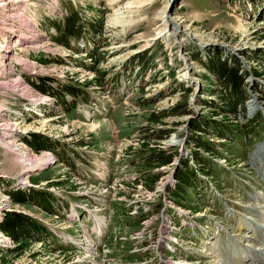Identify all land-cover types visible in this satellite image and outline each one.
I'll list each match as a JSON object with an SVG mask.
<instances>
[{"label":"rangeland","instance_id":"rangeland-1","mask_svg":"<svg viewBox=\"0 0 264 264\" xmlns=\"http://www.w3.org/2000/svg\"><path fill=\"white\" fill-rule=\"evenodd\" d=\"M18 3H0V222L21 212L46 232L19 254L0 232V264H233L232 252L221 255L241 245L261 249L264 263V0ZM67 18L75 23L68 47L55 41ZM216 53L245 74V103L227 119L205 67ZM204 118L240 129L220 139L208 128L209 174L196 169L177 205L174 170L180 158L195 165L189 128ZM159 129L167 138L145 150L143 138ZM32 135L53 149L32 150ZM151 150L176 154L147 170ZM30 158L35 168H22ZM28 189L51 196L53 212L11 204L6 191Z\"/></svg>","mask_w":264,"mask_h":264},{"label":"trees","instance_id":"trees-1","mask_svg":"<svg viewBox=\"0 0 264 264\" xmlns=\"http://www.w3.org/2000/svg\"><path fill=\"white\" fill-rule=\"evenodd\" d=\"M75 24L72 19L67 18L65 20V26L63 30H61L60 26L56 27L58 31L61 33L58 38L55 39V41H58V44H62L66 47L68 36L73 35ZM74 26V28H73ZM236 64L234 65L229 63V60H221L220 55L218 53L215 54L213 57H209V61L205 63L206 69L216 78L218 82V86L220 87L218 92H215L216 97L218 100H220L222 103L226 104V108L222 109L224 112L221 114V118L227 119L228 117H235L236 113L239 111L238 109H241L243 104L245 103L246 96H245V90H244V80H245V74L242 73L241 66L237 63L236 60H234ZM41 64H46L45 60L39 61ZM204 65V64H203ZM240 72V73H239ZM38 89H42L41 87H37ZM181 89V88H180ZM45 91V90H42ZM46 92V91H45ZM214 93V91H213ZM75 94V93H73ZM204 106L207 107L211 103L203 102ZM182 107V106H181ZM184 107V106H183ZM242 110V109H241ZM173 112V111H172ZM240 112V111H239ZM175 113V112H174ZM187 112L183 109H181V112L176 113L177 115H185ZM168 114V113H167ZM218 113L216 111L212 112V116L217 117ZM165 113H162L158 118L156 116L152 115V118L150 120L153 123H159L165 116ZM201 121V122H200ZM227 121V120H226ZM228 122H222L219 120H210L209 118H204L203 120H196L191 122L189 133L190 137L187 139V144H192L193 152L191 151L190 158L194 161V166L190 168V160L189 158L187 160H182L180 158V163L178 167L175 168L173 178L177 181V189L176 192L173 193L172 201L178 205L177 197L179 195L182 196V192H184L185 187H192V183L194 179H196L195 170L198 169L202 174H209L206 170L205 165H208V160L205 158H202L201 151L205 152L207 154L213 153V148L209 143H206L202 141V139H206L208 137V128L211 130L215 136H217L220 139H223L224 137L227 138V133L231 132L233 130L239 131L240 126H230ZM235 129H234V128ZM169 134V131L165 130H156L155 134L152 136H145L142 141V147L146 150L150 144V139H154L157 141L164 140L167 138ZM240 134V132H239ZM241 135V134H240ZM31 140L27 141L25 140L26 144L34 151L39 152L41 150L49 149L50 151L53 149L54 146H49V141L45 142L44 138L42 136L32 135L30 137ZM45 140V141H44ZM191 150V149H189ZM146 152V151H144ZM152 154L147 156L144 159V162L142 165L146 167V169H159L161 167L167 166L171 164L173 158L175 157L176 153L168 154L164 151L160 150H154L152 151ZM195 171V172H194ZM158 177H152L149 179V183L154 186L156 182L158 181ZM31 183L33 185L38 184V179H31ZM147 185V184H145ZM34 187V186H32ZM172 193V192H171ZM7 196L10 199L11 204L18 205V206H24V205H35L38 206L40 209L45 210L47 213L50 214V212H53V209L51 208L52 205V198L51 196H45L46 193L36 191L34 189H28L27 191H6ZM0 232L7 237H9L15 244L16 247H14L11 252L14 253H20L22 252L27 245L24 243L26 240H43L44 235L42 233H45L46 230L43 228L38 222L35 220H32L29 216L26 214H23L21 212H6L3 216V219L0 222ZM35 236L39 237L35 239ZM45 242L43 241V244Z\"/></svg>","mask_w":264,"mask_h":264},{"label":"bare ground","instance_id":"bare-ground-1","mask_svg":"<svg viewBox=\"0 0 264 264\" xmlns=\"http://www.w3.org/2000/svg\"><path fill=\"white\" fill-rule=\"evenodd\" d=\"M21 1V0H20ZM19 0H0V3H2V5H8L9 7H15L14 5H12L11 3H13V4H15V5H18L19 3L18 2H20ZM24 2V1H23ZM3 7V6H2ZM5 7V6H4ZM167 6L163 9V11L161 12V16H160V18H162V19H165L166 20V18H168V15H167ZM7 9V8H6ZM24 10H26V9H28V5L26 4L25 6H24V8H23ZM20 10V9H19ZM21 11V10H20ZM24 12V11H23ZM161 19V20H162ZM165 24L167 25V23H166V21H165ZM164 26V29L162 30V31H165V30H167V33L168 32H171V29L173 30V27L172 28H169V27H167V26ZM175 27V26H174ZM169 28V29H168ZM178 28V27H177ZM10 31V30H9ZM174 31H175V33L177 32V29H174ZM173 32V31H172ZM170 33L169 34V36L170 35H173V33ZM167 35V34H166ZM176 37V36H175ZM20 39H23V37H19ZM14 43V42H13ZM18 44H20V43H18ZM16 45V44H15ZM22 45V44H21ZM14 47V46H13ZM16 47V46H15ZM11 49V48H10ZM2 69V68H1ZM242 120V119H241ZM173 135V134H172ZM16 146V145H15ZM17 147V146H16ZM262 154L264 153V147L262 148ZM20 153V152H19ZM51 155V154H50ZM14 156H16V158L19 160V159H21V157H20V154L19 155H17L16 153L14 154ZM192 157V156H191ZM33 158V157H32ZM32 158H30V159H28L27 161H25V162H23V161H19L20 162V164H23V165H20L22 168H25V169H27V170H31L32 168H35V165H34V161H33V159ZM258 158H260V157H258ZM16 159V160H17ZM44 160V159H43ZM260 160V159H259ZM191 162V161H190ZM261 163H263V162H261ZM36 164V163H35ZM194 165V164H193ZM199 174V173H198ZM205 179V178H204ZM168 181V180H167ZM27 186H30V184L29 183H27L26 184ZM162 185V184H161ZM168 186V185H167ZM171 188V187H170ZM169 197V196H168ZM7 199V198H6ZM259 203V202H258ZM170 205V204H169ZM172 206V205H171ZM263 208V207H262ZM184 213V212H183ZM259 214V213H258ZM245 215V214H244ZM255 215V214H254ZM262 215V214H261ZM242 216V215H241ZM260 216V215H259ZM263 216V215H262ZM264 218V217H263ZM263 220V219H262ZM259 221V220H258ZM264 221V220H263ZM242 222V224H243V226H244V229H246V230H253L254 229V227H256V225L252 222V220L251 219H249V218H247V217H244V219L241 221ZM245 231V230H244ZM170 240H172V239H170ZM241 240V239H240ZM239 240V241H240ZM247 241V240H246ZM232 242V241H231ZM249 242V241H248ZM240 243V242H239ZM242 243V242H241ZM244 243V242H243ZM242 243V244H243ZM257 244H259V243H257ZM238 245V244H237ZM240 245V244H239ZM169 247H171V243H169ZM239 247H237V249H236V252H235V250L231 247L230 249H227V248H225L224 250H225V252L221 255V259H222V257H223V255H224V260H225V258H231V256H228V255H226V252H228L229 254L232 252L233 254H234V256H235V260L237 261V263L238 264H264V263H262V262H260L259 261V259H258V254H259V251L261 250V249H259V248H250V246H248V245H241L240 246V254H239V249H238ZM221 252H222V250H221ZM221 252H219L220 254H221ZM227 253V254H228ZM263 258V257H262ZM224 260H223V262H224ZM251 260V262L250 263H248L247 261H250ZM178 261V260H177ZM230 262V261H229ZM180 263V261H178V263L176 262L175 264H179ZM231 263H232V261H231ZM236 262H233V264H237ZM182 264V263H181ZM217 264V263H216ZM219 264V263H218Z\"/></svg>","mask_w":264,"mask_h":264}]
</instances>
